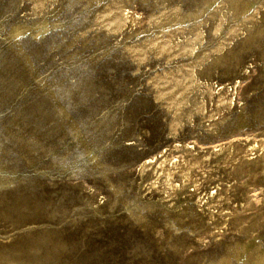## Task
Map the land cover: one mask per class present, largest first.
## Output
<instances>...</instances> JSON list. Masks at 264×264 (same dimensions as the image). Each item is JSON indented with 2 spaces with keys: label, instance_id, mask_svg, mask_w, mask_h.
Wrapping results in <instances>:
<instances>
[{
  "label": "rangeland",
  "instance_id": "374dc122",
  "mask_svg": "<svg viewBox=\"0 0 264 264\" xmlns=\"http://www.w3.org/2000/svg\"><path fill=\"white\" fill-rule=\"evenodd\" d=\"M0 264H264V0H0Z\"/></svg>",
  "mask_w": 264,
  "mask_h": 264
}]
</instances>
